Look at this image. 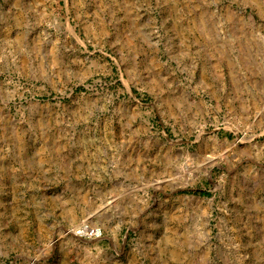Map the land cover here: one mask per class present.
<instances>
[{
    "label": "rangeland",
    "instance_id": "rangeland-1",
    "mask_svg": "<svg viewBox=\"0 0 264 264\" xmlns=\"http://www.w3.org/2000/svg\"><path fill=\"white\" fill-rule=\"evenodd\" d=\"M0 264H264V0H0Z\"/></svg>",
    "mask_w": 264,
    "mask_h": 264
},
{
    "label": "built area",
    "instance_id": "built-area-1",
    "mask_svg": "<svg viewBox=\"0 0 264 264\" xmlns=\"http://www.w3.org/2000/svg\"><path fill=\"white\" fill-rule=\"evenodd\" d=\"M74 235L79 239H83L86 241H94L101 239L103 233L100 228L90 227V226H82L74 232Z\"/></svg>",
    "mask_w": 264,
    "mask_h": 264
}]
</instances>
